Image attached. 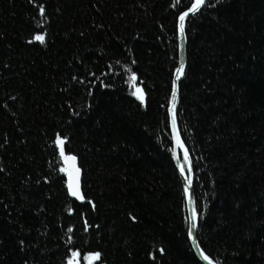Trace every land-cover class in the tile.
<instances>
[{
    "label": "trees",
    "instance_id": "1",
    "mask_svg": "<svg viewBox=\"0 0 264 264\" xmlns=\"http://www.w3.org/2000/svg\"><path fill=\"white\" fill-rule=\"evenodd\" d=\"M194 2L0 0V264H202L169 118ZM186 38L177 123L200 247L264 264V0H208Z\"/></svg>",
    "mask_w": 264,
    "mask_h": 264
},
{
    "label": "water",
    "instance_id": "2",
    "mask_svg": "<svg viewBox=\"0 0 264 264\" xmlns=\"http://www.w3.org/2000/svg\"><path fill=\"white\" fill-rule=\"evenodd\" d=\"M206 0V4H207ZM203 5L201 6V8L195 12V13H190L188 17L185 18L184 21V31L183 33H181L180 31V20H179V26H178V42H179V63H178V67L183 64L184 65V72L183 75L181 76V78L179 80H176V75H177V70L175 72L174 75V80H173V89L175 87L176 90V96H175V101L173 100V89H172V98L170 101V105H169V118H170V129H171V134H172V138H173V145H174V160H175V165H176V169L178 171V174L180 176V179L183 183L184 189L185 187L188 188V192L186 193L185 190V196H186V206H187V213H188V218H189V229L192 223H195L196 227L194 230V237L189 235L190 238V242H191V246L193 248L194 253L196 254V256L198 257V259L200 260V262L202 264H216L214 261H212L205 253L204 251L201 249L199 241H198V227H199V215L197 212V207H196V203H195V199H194V182H195V177H194V171H193V163H192V159L190 156V153L186 147V145L184 144L179 129H178V123H177V113H178V106H179V100H180V83L182 82L185 73H186V69H187V63H188V44H187V38H186V25L188 20L193 17L194 15H196L197 13L201 12L204 7L206 6ZM188 12V11H187ZM173 105L175 107V114H176V118H175V124H173L172 121V111H170L173 108ZM63 147V145L61 146ZM185 150H187L188 152V157H187V163H188V168L191 167V172H186L184 175H181L180 172V166L183 165L181 162V154L184 155ZM65 155L64 149H63V156ZM68 158V157H67ZM65 158V166H66V170L68 173V179H69V183L71 181V176L74 173V168H78L77 167V162L76 160H71V159H67ZM185 177H187L188 179H185ZM188 180L191 181V183H188ZM80 182H81V172L79 171V188H80ZM81 194V193H80ZM193 214L195 215V220L193 221L192 219H190ZM204 256L208 257V260L204 259ZM77 263H78V258H76Z\"/></svg>",
    "mask_w": 264,
    "mask_h": 264
},
{
    "label": "snow or ice",
    "instance_id": "3",
    "mask_svg": "<svg viewBox=\"0 0 264 264\" xmlns=\"http://www.w3.org/2000/svg\"><path fill=\"white\" fill-rule=\"evenodd\" d=\"M206 4V0H195V2L192 4L191 8L189 9L188 12H185L183 13L180 17H179V20H180V31L181 33H183L184 31V21H185V18L189 16L190 13H195L197 12L201 6L205 5ZM41 12H43V9H41ZM37 40L43 42L44 41V37L43 36H37L36 37ZM183 72H184V65L181 64L178 69H177V75H176V80H179L181 78V76L183 75ZM132 80L135 81L136 80V76L133 74L132 76ZM133 95H136L137 96V99H139L141 102H143L144 100V95H143V92L141 89L137 88L136 89V92L133 93ZM175 96H176V90H175V87L173 89V100L175 101ZM172 111V121H173V124H175V118H176V114H175V107L173 105V108L170 110ZM58 143L62 146L64 141L62 139H59L58 138ZM61 155H63V147H61ZM184 157H185V160H187V157H188V152L187 150H185V153H184ZM67 159H71V160H75V157H68ZM79 169L78 168H74V173L72 174L71 176V181L69 183V189H70V193L72 196H75L79 199H83V196L80 194V188H79ZM187 171L190 173L191 172V167H189L187 169ZM180 172H181V175H184L185 173V167L184 165H181L180 166ZM185 179H188L187 177H185ZM188 183L190 184L191 181L188 180ZM185 192L187 193L188 192V188L185 187ZM192 219L193 221L195 220V215L193 214V216L190 218ZM195 223H192L191 226H190V229H189V235L190 236H193L194 237V230H195ZM69 231H71V229H69ZM195 238V237H194ZM96 258L98 259L99 258V254H96ZM204 259L205 260H208V257L207 256H204ZM211 264V262H210Z\"/></svg>",
    "mask_w": 264,
    "mask_h": 264
},
{
    "label": "rangeland",
    "instance_id": "4",
    "mask_svg": "<svg viewBox=\"0 0 264 264\" xmlns=\"http://www.w3.org/2000/svg\"><path fill=\"white\" fill-rule=\"evenodd\" d=\"M172 141H173V138H172ZM174 149V148H173ZM175 161V160H174ZM181 162L182 164L184 165L185 167V163L187 162V160H185V157L183 154H181ZM188 164V163H187ZM188 167V166H187ZM186 168V167H185ZM186 170V169H185ZM95 260H97L96 256H89L87 257V263L88 264H93V262H95ZM75 259H72V262L71 263H74Z\"/></svg>",
    "mask_w": 264,
    "mask_h": 264
},
{
    "label": "bare ground",
    "instance_id": "5",
    "mask_svg": "<svg viewBox=\"0 0 264 264\" xmlns=\"http://www.w3.org/2000/svg\"><path fill=\"white\" fill-rule=\"evenodd\" d=\"M177 69H178V67H177ZM63 157H64V158H67V157H72V156H68V155L65 154ZM75 160H76V162H77V159H76V158H75ZM186 172H187V171H186ZM182 185H183V183H182ZM183 188H184V186H183ZM80 193H81V191H80ZM74 197H75V196H74ZM76 198H77V197H76Z\"/></svg>",
    "mask_w": 264,
    "mask_h": 264
}]
</instances>
